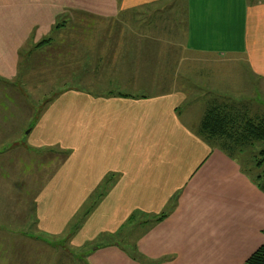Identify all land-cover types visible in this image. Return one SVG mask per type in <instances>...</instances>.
Here are the masks:
<instances>
[{
  "label": "crops",
  "instance_id": "1",
  "mask_svg": "<svg viewBox=\"0 0 264 264\" xmlns=\"http://www.w3.org/2000/svg\"><path fill=\"white\" fill-rule=\"evenodd\" d=\"M187 3L191 50L264 83V0ZM50 7L0 0V264H245L264 244V191L198 133L206 100L193 88L125 97L65 87L42 105L21 92L20 50L51 35ZM208 79L207 96L229 94L226 74ZM167 210L137 247L104 243L134 214Z\"/></svg>",
  "mask_w": 264,
  "mask_h": 264
},
{
  "label": "rangeland",
  "instance_id": "2",
  "mask_svg": "<svg viewBox=\"0 0 264 264\" xmlns=\"http://www.w3.org/2000/svg\"><path fill=\"white\" fill-rule=\"evenodd\" d=\"M187 1L164 0L143 9L124 10L115 2L46 0L51 5L53 31L50 36L21 48L20 68L24 80L17 81L19 88L24 89L21 92L30 97L33 104L42 105L65 87L118 95H158L188 85L195 91L193 99L207 101L208 78L220 75L224 79L226 74L224 91L229 93L226 96L246 103L252 115H264L263 82L257 81L256 86V80L249 77L239 63H232V68L229 63L224 65L218 60L209 65L206 56L191 50L190 42L185 41L190 35L192 9ZM45 39L50 41L43 42ZM236 80L242 89L233 88ZM212 96L215 95L210 98ZM262 147L264 144H257L252 149L253 154ZM253 160L249 159L251 165ZM247 169L256 176L264 173V164L260 169H251V166ZM260 181L264 183V177ZM93 197L89 204L96 198ZM86 209L81 215L84 216ZM145 218L136 217L138 220L121 230L119 236L107 238L104 243L137 247L139 237L159 223L149 226ZM55 241L59 247L69 246L64 239ZM92 246L97 245L88 244Z\"/></svg>",
  "mask_w": 264,
  "mask_h": 264
},
{
  "label": "trees",
  "instance_id": "3",
  "mask_svg": "<svg viewBox=\"0 0 264 264\" xmlns=\"http://www.w3.org/2000/svg\"><path fill=\"white\" fill-rule=\"evenodd\" d=\"M49 41V39H45L43 42ZM119 95L125 97L133 96L127 93H120ZM210 97L206 101V108L198 127V133L215 148L222 150L228 156L241 163L242 170L264 191V183H260L264 173L261 172L256 176H252L250 170L247 169V166H251V169H260L264 164V147L257 154L252 152V149L257 144H264V115H252L245 106L246 103L230 96L215 95L212 96L213 98ZM249 159H254L252 165L249 163ZM96 193L98 195L103 193V191ZM97 198L89 205L88 210L94 205ZM173 207L175 205L172 206V209ZM169 214L170 210H167L157 216L145 219L148 220L147 224L151 226L162 221ZM81 217L83 215L79 219ZM136 217L143 218L145 214H134L129 218L125 227L130 225L131 222L137 221ZM245 264H264V244L247 259Z\"/></svg>",
  "mask_w": 264,
  "mask_h": 264
}]
</instances>
